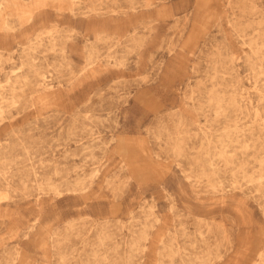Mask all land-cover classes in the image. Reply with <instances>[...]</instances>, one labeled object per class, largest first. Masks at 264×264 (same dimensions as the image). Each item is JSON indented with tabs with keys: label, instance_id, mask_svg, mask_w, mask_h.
<instances>
[{
	"label": "rangeland",
	"instance_id": "rangeland-1",
	"mask_svg": "<svg viewBox=\"0 0 264 264\" xmlns=\"http://www.w3.org/2000/svg\"><path fill=\"white\" fill-rule=\"evenodd\" d=\"M0 264H264V0H0Z\"/></svg>",
	"mask_w": 264,
	"mask_h": 264
}]
</instances>
